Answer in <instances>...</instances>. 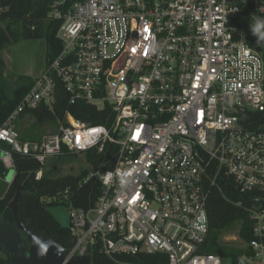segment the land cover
I'll list each match as a JSON object with an SVG mask.
<instances>
[{
	"label": "built area",
	"instance_id": "1",
	"mask_svg": "<svg viewBox=\"0 0 264 264\" xmlns=\"http://www.w3.org/2000/svg\"><path fill=\"white\" fill-rule=\"evenodd\" d=\"M5 1L0 15L10 10ZM47 9L60 23L61 49L0 126V151L14 175L13 153L35 160L36 180L48 159L112 152L76 187L99 183L92 204L79 206L68 189L47 199L68 208L66 259L96 251L222 264L200 252L217 190L251 221L250 254L238 264H264V129L256 117L264 113V47L249 29L264 0H49ZM55 79L67 96L61 103ZM77 103L101 122L54 110ZM40 107L53 113L56 131L22 139L16 121Z\"/></svg>",
	"mask_w": 264,
	"mask_h": 264
},
{
	"label": "trees",
	"instance_id": "2",
	"mask_svg": "<svg viewBox=\"0 0 264 264\" xmlns=\"http://www.w3.org/2000/svg\"><path fill=\"white\" fill-rule=\"evenodd\" d=\"M10 10L8 13L0 15V126L6 121L9 115L16 109L23 96L30 90L33 80L28 76L15 77L6 73V64L2 58V52L8 46L16 44L21 40L43 39L46 43V62L51 61L60 52L61 45L57 39L59 22L49 20L47 6L49 0H6ZM264 59V55H263ZM54 110L59 118H62L65 111H69L78 120L92 124L100 123L98 116H91L94 109L84 103H77L68 107L66 104L55 106ZM96 113V112H94ZM37 123H55L56 118L50 109L40 107L32 111H25ZM96 115V114H94ZM259 123L264 129V113L257 114ZM22 119V118H21ZM21 135V134H20ZM24 140H37L39 137L32 136L27 131L21 135ZM111 151L98 153L95 149L87 151L82 156L88 166L101 165L105 158L111 156ZM63 157L74 158L76 155H66ZM62 158V157H61ZM60 158L56 159L59 160ZM15 171L18 174L16 186L21 187L19 200L17 202V212L21 221L28 224L35 234L47 233L57 243L65 249L71 247V237L68 227H62L48 212L47 206L56 204L51 200L65 190L76 192V203L79 206L87 207L93 203L99 193V183L91 181L84 188L76 191L78 183L86 176L88 169L81 170L77 175H62L57 163L44 170L39 180L35 179V173L40 169V165L33 159L23 157L13 153ZM105 169L114 166V162L102 165ZM229 195V188L223 187ZM16 193V187L9 185L0 192V216L3 221L14 225V220L8 204ZM90 194L91 201L87 203L85 199ZM235 198L236 195L232 194ZM84 198V199H83ZM207 213L209 218V233L200 252L213 254L222 258L231 259L232 264H238L239 259L244 254H250L247 247L233 248L228 243L218 241L217 237L223 232L239 224L238 237L248 244L252 240L251 221L240 209L229 204L217 190H214L207 203ZM0 264H10L8 253L0 246ZM90 264H167L166 257L162 254H144L138 256H119L116 259H109L98 252H93L89 256ZM240 264H246L241 262Z\"/></svg>",
	"mask_w": 264,
	"mask_h": 264
},
{
	"label": "rangeland",
	"instance_id": "3",
	"mask_svg": "<svg viewBox=\"0 0 264 264\" xmlns=\"http://www.w3.org/2000/svg\"><path fill=\"white\" fill-rule=\"evenodd\" d=\"M2 58L6 64V73L15 77L28 76L34 78L40 71L43 70L46 61V43L43 39H29L21 40L16 44L8 46L2 52ZM22 118V119H21ZM16 121V128L18 132L23 135L26 131L32 136L41 137L47 133L56 131L57 125L55 123H37L30 115L25 114ZM54 163H57L60 169V176L62 175H77L81 170L88 169L89 166L82 155H76L74 158L62 157L59 160L48 159L45 168H50ZM11 172L6 180L0 183V192L4 191L11 182L14 176V170ZM50 203L51 201H46ZM56 204L48 205L47 210L53 218L62 226H69L68 208L61 201H55ZM240 225L237 223L235 227L223 231L218 237V241L228 243L233 248H244L245 243L240 239H231L237 236ZM0 255L2 253L0 252ZM222 264H231V259L223 258Z\"/></svg>",
	"mask_w": 264,
	"mask_h": 264
},
{
	"label": "water",
	"instance_id": "4",
	"mask_svg": "<svg viewBox=\"0 0 264 264\" xmlns=\"http://www.w3.org/2000/svg\"><path fill=\"white\" fill-rule=\"evenodd\" d=\"M55 83V101L61 103L67 96L58 79H55ZM10 172L0 151V183L7 179ZM17 177L16 173L9 183L16 187L15 196L8 204L14 225L6 223L0 216V246L8 253L10 264H89L87 257H73L67 260V249L47 233L35 234L28 224L21 221L16 205L22 188L16 186Z\"/></svg>",
	"mask_w": 264,
	"mask_h": 264
},
{
	"label": "clouds",
	"instance_id": "5",
	"mask_svg": "<svg viewBox=\"0 0 264 264\" xmlns=\"http://www.w3.org/2000/svg\"><path fill=\"white\" fill-rule=\"evenodd\" d=\"M251 34L256 38V45L264 47V15H251V22L249 24ZM107 179V177H105Z\"/></svg>",
	"mask_w": 264,
	"mask_h": 264
}]
</instances>
